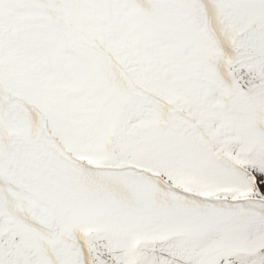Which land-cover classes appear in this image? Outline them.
Instances as JSON below:
<instances>
[{
	"label": "snow or ice",
	"instance_id": "1",
	"mask_svg": "<svg viewBox=\"0 0 264 264\" xmlns=\"http://www.w3.org/2000/svg\"><path fill=\"white\" fill-rule=\"evenodd\" d=\"M0 264H264V0H0Z\"/></svg>",
	"mask_w": 264,
	"mask_h": 264
}]
</instances>
